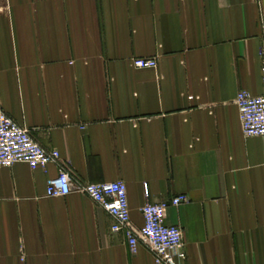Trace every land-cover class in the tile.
Segmentation results:
<instances>
[{
	"label": "crops",
	"instance_id": "1",
	"mask_svg": "<svg viewBox=\"0 0 264 264\" xmlns=\"http://www.w3.org/2000/svg\"><path fill=\"white\" fill-rule=\"evenodd\" d=\"M263 43L264 0H4L0 106L78 179L125 181L139 227L188 195L166 213L185 264H264V138L235 103L264 91ZM58 170L0 168V264H158L87 195L48 196Z\"/></svg>",
	"mask_w": 264,
	"mask_h": 264
},
{
	"label": "built area",
	"instance_id": "2",
	"mask_svg": "<svg viewBox=\"0 0 264 264\" xmlns=\"http://www.w3.org/2000/svg\"><path fill=\"white\" fill-rule=\"evenodd\" d=\"M262 61V84L264 87V43L260 47ZM136 68H157L155 57L132 59ZM235 103L244 137L264 138V91L256 95L240 90ZM23 162L32 169H45L49 164L58 165V175L47 182L46 194L64 197L72 192L87 195L114 218L111 226L114 232H123L132 254H136L140 244L149 248L158 264H185L186 243L181 227L166 223V213L170 206L186 204L190 198L186 194L174 197L170 202L147 201L142 207L144 224L137 226L132 221L127 184L123 180L108 182H86L74 176L69 161L61 159L57 149H46L32 136L31 130L16 122L0 106V168H9Z\"/></svg>",
	"mask_w": 264,
	"mask_h": 264
},
{
	"label": "rangeland",
	"instance_id": "3",
	"mask_svg": "<svg viewBox=\"0 0 264 264\" xmlns=\"http://www.w3.org/2000/svg\"><path fill=\"white\" fill-rule=\"evenodd\" d=\"M4 0H0V4L3 3Z\"/></svg>",
	"mask_w": 264,
	"mask_h": 264
}]
</instances>
